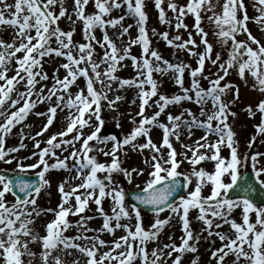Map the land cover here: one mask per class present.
Returning a JSON list of instances; mask_svg holds the SVG:
<instances>
[{"label":"snow or ice","instance_id":"obj_1","mask_svg":"<svg viewBox=\"0 0 264 264\" xmlns=\"http://www.w3.org/2000/svg\"><path fill=\"white\" fill-rule=\"evenodd\" d=\"M152 3L159 23L172 34L154 28L151 34L174 50L175 62L152 47L145 0H72L70 6L67 0H0V164L16 173L15 178L0 175V264H185L188 254L194 255L187 264H199L201 241L208 245L207 264H264V206L245 196H229L235 187L243 192L253 188L238 183L240 168L248 162L256 182L264 185V152L249 151L264 136V99L255 110L246 106L248 116L258 112L260 120L241 152L228 123L229 116H236L231 106L239 100V89L226 80L234 74L248 86L251 78L252 89L264 93V43L248 28L252 22L264 33V0H252L253 16L245 0ZM89 6L92 11L86 12ZM62 18L70 26L67 31L59 25ZM127 19L133 23L125 24ZM78 23L82 40L74 41ZM210 33L220 50L214 52ZM133 46L139 47L138 56L131 53ZM182 55L194 59L195 66ZM206 63L215 71L206 75ZM53 64L51 73L44 70ZM129 66L132 77L116 75ZM165 77L178 88L176 93L159 91ZM127 89L136 90L130 106L139 102L135 116L128 114L130 131L122 138L101 136L105 106L118 111L117 102L124 99L109 93ZM229 92L232 100L225 102L222 97ZM172 107L180 110L173 113ZM32 115L44 119L35 133L30 131L34 125L26 123ZM57 122L59 131L38 139ZM156 129L159 143L151 135ZM196 131L202 135L193 139ZM9 139L16 143L8 146ZM129 151L141 156L143 167L122 166ZM203 163H211L212 170ZM184 164L189 168L182 172ZM31 170L37 179H23ZM52 172L66 173L57 181L59 202L55 208H41L37 200L51 188ZM114 176L128 183L144 177L143 187L136 185L135 203L126 204ZM181 189L186 194L170 202ZM140 205L152 214L147 227ZM86 210L92 214L85 215ZM49 214L52 218L43 220ZM95 220L101 221L99 227L91 226ZM173 221L180 227V242L169 232L164 243V230L174 228ZM217 240L219 246L213 247Z\"/></svg>","mask_w":264,"mask_h":264},{"label":"rangeland","instance_id":"obj_2","mask_svg":"<svg viewBox=\"0 0 264 264\" xmlns=\"http://www.w3.org/2000/svg\"><path fill=\"white\" fill-rule=\"evenodd\" d=\"M8 2L11 3L12 0H8ZM71 2H72V0H67V4L69 6L71 5ZM166 2H167V0H165V6H166ZM175 2H177L179 4H183L185 2V0H175ZM245 2L247 4L248 15L249 16L255 15L256 14L255 9L252 8V6H251L252 0H245ZM145 5H146L145 11L148 14V20H147L146 27L148 29L149 37L152 41V47L157 49L165 59H169L170 61L175 62L176 56L173 54L174 50L167 47L163 40L159 39L158 37L152 36V34H151V30L153 28L156 29L157 32H162V31L168 30V31H170V35L172 34L171 30L168 29L167 25H161L159 23V20L157 18L158 13L153 6L152 0H145ZM91 11H92V8L90 6L86 8V12H91ZM117 14L118 13H113V15H117ZM167 15L169 17H171L172 13L169 11V12H167ZM185 22L188 23L189 25H191V23H192L191 19H188V18H186ZM124 23L129 24V23H133V21L131 19H127L124 21ZM59 25L63 30H65V31L69 30L70 26L65 19L62 18L59 21ZM203 25H204L206 30L209 29V25H208V22L206 20L203 22ZM75 27H76V32L73 36V39H74V41H81L82 40L81 25L78 23L77 25H75ZM248 28L251 31L253 36H255L257 39H259L261 41V43H264V33L260 32L257 25H255L252 22H249ZM9 31H11V30H9ZM180 31H181V33H183L182 29ZM130 32H131V35L133 37H135L136 29L133 28L130 30ZM7 35H8V33H3L4 37H7ZM99 35H100L99 32H97L98 37H99ZM109 35L112 37L113 40H115V36L113 35L111 30L109 31ZM183 38L184 39L187 38L186 33H183ZM240 38H243V37H240ZM122 39H127V38L125 37ZM208 39H209V42L213 43V45H214V52L217 50H220L219 45L216 43V40L211 35V33L209 34ZM116 43H117L118 47L121 46L119 41H116ZM96 51L99 52L100 49L97 48ZM131 53L133 55L138 56L140 53L139 47L133 46L131 49ZM181 58L184 59L185 62L190 63L193 66H195L194 59H189L186 55H182ZM126 63L129 65L131 64L130 61H126ZM53 67H55V64H53L51 66L45 65L44 70L51 73V70ZM210 69H211V71H215V69L212 68L211 65L206 63V65H205V74L206 75L209 73ZM59 74L61 76L64 74L63 69L60 70ZM9 75H11V73H9ZM116 75L119 77H122V78H130L134 75V72H133V69L129 66V67H126L124 69L118 70ZM154 78L157 80L160 79V77H158L156 74H154ZM226 80L231 81L239 89V100L231 106V111L235 112L236 116L235 117L229 116L228 123L231 125L232 130L235 133V139L237 140V142L239 144V150L241 152H244V151H246L247 141L250 139V137L252 135L255 134L254 125L258 124L259 120H260V118H259L260 115L258 112L256 113V115L254 117L250 118L247 114V111L245 110L246 106L252 105L253 109H254V106L259 102V100L264 99V93H260L256 90L252 89L251 78H249L248 86H246L244 84V82L241 81L234 74L229 76V77H226ZM80 83L82 85V81H80ZM188 83H189V80H188L187 74H185V85L187 86ZM201 83H202V86L207 87L206 81H202ZM221 83H224V82L222 81ZM114 87H115V85H114ZM72 90L75 91L76 89L73 88ZM159 91L166 93L168 95H171L173 93H176L178 91V88L170 80H168L167 77H165L163 84L159 88ZM117 94L122 95L124 97V99L117 102L118 111L110 112L107 110V107L105 106V110L102 112V117H103L105 123H104L102 130H101V133H100L101 136H116L118 138H122L125 134H127L130 131V129L132 127V124L130 122L128 114L131 113L133 116H135V113L138 111V107H137V105L139 103L138 101H137V105H131L130 106V101L132 99H134L136 96V90L135 89H127V90L121 91L119 93H109V97L111 98L113 95H117ZM153 99H155V98H153ZM222 99L225 102L231 101L232 100V93L229 92L227 95L222 97ZM185 107H191L193 109V111H197V109L194 105L185 104ZM37 110L43 111L44 106H38ZM170 110L173 113H177L180 109H177L176 107H172V108H170ZM150 111L151 110L146 109V112H150ZM161 119H163V116L161 117ZM26 123H28L30 125H34L30 129V131L32 133H35L36 131L39 130V126H42V124L44 123V119L42 117L38 118V117L32 115V116L28 117ZM117 123H119V127H117ZM17 127H19V126H17ZM60 128H61V125L59 122L54 123L50 127V129L47 132V135L44 137V139H47V137L49 135H51V133L59 131ZM15 131H17V129H13V132H15ZM151 135H152L153 141L159 143L160 131L158 129L153 130ZM200 135H202V132L196 131L194 133L193 139H196ZM38 139H42V137H40V138L38 137ZM181 139L184 140L185 143H191L190 140H187L184 137H181ZM259 141H264V136L259 137L258 141L253 144L252 149H250L249 151L264 152V143H261ZM141 142H142V140H141ZM7 143H8V146H11L12 144L16 143V140L15 139H9ZM28 143H29V147H31V143L30 142H28ZM173 146L175 147L177 152H179L181 150L180 145L178 143H176L175 141H173ZM22 153H24V152H22ZM22 153H21V155H22ZM25 154H27V153L25 152ZM222 154H226V150ZM65 155H67V153H65ZM145 155H147L146 152H145ZM98 159L101 161H106L109 158L104 157V156H99ZM122 166L125 168H132V167L140 168V167H143L144 165L142 163V158L140 155L129 151L128 156L126 158H124V160H123ZM203 167H205V169L211 171L213 168V165L211 163H203ZM245 167H247L248 169H251L250 162L246 163L244 166H242L240 168V173L243 172ZM188 168H189L188 164H184L181 167L180 171H182V172L187 171ZM0 169L11 170L10 167L5 166L3 164H0ZM34 172H35V170H31L28 173H34ZM49 175H50V179L52 182L51 188L46 190V191H43L37 200V203L41 208H55L57 206V204L59 202V193L57 192V181L61 180L66 175V173H64V172H52ZM73 175H74V173H73ZM114 179H118L120 181V186H121V188L124 189V192L126 191V188L128 186L137 188L136 185H140V187H143L144 177H134V179L132 180V183H128V181L123 179L122 176L121 177H115L114 176ZM261 180H264V176L261 177ZM74 183H79V181H75ZM68 188H69V185H65V189L68 190ZM49 192H50V195H49ZM126 204H131V203L128 202L126 199ZM103 207L105 208L106 211L108 210V202L107 201L104 202ZM90 208L94 209L95 206L90 205ZM84 214L85 215H91L92 213L88 212L86 210V212ZM195 214L196 213L193 211L192 213H190V216H195ZM141 215L144 217V226L147 227L149 221L152 218V214L141 211ZM164 215H166V213L162 214V218ZM51 218H52L51 214H49L47 217H44L43 220H50ZM69 219L74 221L76 219V217L70 216ZM100 223H101L100 220H95L92 222L91 226L92 227H99ZM173 224L175 225L174 228H172V229L165 228V230H164V233L162 236V240L164 243H168L167 236H168L169 232L172 233V238L177 244L180 242L178 239L182 234L180 231V227H179V225L175 224V221H173ZM192 227L194 229H196V228H198V225L195 222H193ZM222 230L226 231L227 226H225V228ZM69 234H74V232L69 233ZM121 234H122L121 232L116 233L117 236H119ZM103 238L105 240H111L112 239V237L107 236V235L103 236ZM153 246L154 245L150 244L149 248H151ZM218 246H219V241L217 240L216 244L213 245V247H218ZM207 247H208V245L205 242H203V241L200 242V245H199V264H207V259H208ZM193 255L194 254H188L185 257V264H187L188 260Z\"/></svg>","mask_w":264,"mask_h":264},{"label":"water","instance_id":"obj_3","mask_svg":"<svg viewBox=\"0 0 264 264\" xmlns=\"http://www.w3.org/2000/svg\"><path fill=\"white\" fill-rule=\"evenodd\" d=\"M12 178H15V176H12ZM24 179V177H22ZM247 182L248 184H252L253 188L250 191L247 192H243L240 191L239 187H235L232 190V194H242L244 196H247L248 198H250L252 201L259 203L262 202L264 200V189L263 187L256 182V180L254 179L253 175L250 172H247L238 183H244ZM183 189H181V192L179 193H175L173 195V197L170 199V202L174 201L181 193H182ZM139 194L137 192H133L131 194V196L133 197L134 195Z\"/></svg>","mask_w":264,"mask_h":264}]
</instances>
